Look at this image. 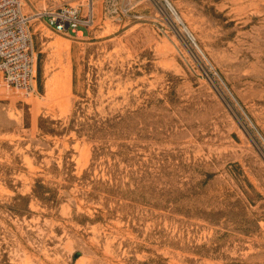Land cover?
<instances>
[{
	"label": "rangeland",
	"instance_id": "1",
	"mask_svg": "<svg viewBox=\"0 0 264 264\" xmlns=\"http://www.w3.org/2000/svg\"><path fill=\"white\" fill-rule=\"evenodd\" d=\"M168 1L191 36L165 0H101L79 36L39 14L87 0H22L0 264H264V0Z\"/></svg>",
	"mask_w": 264,
	"mask_h": 264
},
{
	"label": "built area",
	"instance_id": "2",
	"mask_svg": "<svg viewBox=\"0 0 264 264\" xmlns=\"http://www.w3.org/2000/svg\"><path fill=\"white\" fill-rule=\"evenodd\" d=\"M101 0L44 10L39 16L57 33L79 36L94 24L95 6ZM0 73L6 83L32 91L35 88L36 59L31 17L22 0H0Z\"/></svg>",
	"mask_w": 264,
	"mask_h": 264
},
{
	"label": "bare ground",
	"instance_id": "3",
	"mask_svg": "<svg viewBox=\"0 0 264 264\" xmlns=\"http://www.w3.org/2000/svg\"><path fill=\"white\" fill-rule=\"evenodd\" d=\"M168 1V0H167ZM169 2V1H168ZM169 8L172 10V12L174 13L175 17L179 20V21H182V19L180 18L179 14L176 12V10L173 8L172 4L169 2ZM183 22V21H182ZM183 27H184V30L190 34L191 31L189 30V28L186 26V24H184L183 22ZM57 48L61 49V48H64L66 45V43L62 40H56L54 43H53Z\"/></svg>",
	"mask_w": 264,
	"mask_h": 264
},
{
	"label": "trees",
	"instance_id": "4",
	"mask_svg": "<svg viewBox=\"0 0 264 264\" xmlns=\"http://www.w3.org/2000/svg\"><path fill=\"white\" fill-rule=\"evenodd\" d=\"M95 130L96 131H99L100 129L99 128H95ZM54 131V130H53ZM35 194L37 195V196H41V197H43V199H47L46 197H44V194H42V192H40L39 190H36L35 189Z\"/></svg>",
	"mask_w": 264,
	"mask_h": 264
},
{
	"label": "water",
	"instance_id": "5",
	"mask_svg": "<svg viewBox=\"0 0 264 264\" xmlns=\"http://www.w3.org/2000/svg\"><path fill=\"white\" fill-rule=\"evenodd\" d=\"M165 1H166L167 5L170 6V5H169V2H168L167 0H165ZM187 34H188L189 36H191L190 33L187 32Z\"/></svg>",
	"mask_w": 264,
	"mask_h": 264
},
{
	"label": "crops",
	"instance_id": "6",
	"mask_svg": "<svg viewBox=\"0 0 264 264\" xmlns=\"http://www.w3.org/2000/svg\"><path fill=\"white\" fill-rule=\"evenodd\" d=\"M83 33H84V31H83Z\"/></svg>",
	"mask_w": 264,
	"mask_h": 264
}]
</instances>
